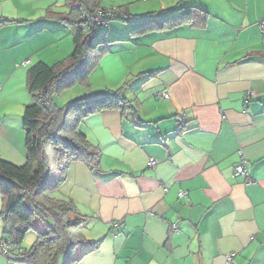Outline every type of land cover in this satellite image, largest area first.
Returning <instances> with one entry per match:
<instances>
[{
	"label": "crops",
	"instance_id": "1",
	"mask_svg": "<svg viewBox=\"0 0 264 264\" xmlns=\"http://www.w3.org/2000/svg\"><path fill=\"white\" fill-rule=\"evenodd\" d=\"M101 5L135 19L193 6L207 16L203 24L136 34L133 24L114 33L108 22L100 32L99 40L111 41L106 57L117 62L111 85L129 81L122 94L133 109L83 120L100 169L71 162L53 194L74 202L89 240H101L82 264H264V0ZM48 9L65 11L63 0H0V20H10L0 25V157L17 165L26 157L27 68L61 57V21L44 16ZM96 72L80 96L94 90ZM161 90L169 97L153 95ZM241 160L246 177L234 175Z\"/></svg>",
	"mask_w": 264,
	"mask_h": 264
},
{
	"label": "trees",
	"instance_id": "2",
	"mask_svg": "<svg viewBox=\"0 0 264 264\" xmlns=\"http://www.w3.org/2000/svg\"><path fill=\"white\" fill-rule=\"evenodd\" d=\"M101 1L65 0L66 12L51 9L45 12L47 18L61 21L70 29L72 51L53 65L38 61L27 68L26 88L31 101L22 111L25 161L17 165L0 157V240L18 247L15 259L7 257L10 260L24 264H78L80 249L86 248L87 253L100 245L101 240L85 238L86 218L74 202L58 199L53 194L65 181L71 162L80 160L91 171H99L101 153L88 141L80 126L86 117L102 110L133 109L132 102L122 94L129 81L114 90L91 91L63 107L55 105L53 96L74 83L89 88L90 73L109 52L111 41L100 39L95 45L91 43L98 26L90 34L84 31L85 19L99 9H106ZM116 10L114 20L136 24L130 28L131 34L203 24L207 16L194 6L175 15L171 10L170 16L161 20L135 19ZM8 22L1 19L0 25ZM32 229L37 233L36 239L29 248H22L26 232Z\"/></svg>",
	"mask_w": 264,
	"mask_h": 264
},
{
	"label": "rangeland",
	"instance_id": "3",
	"mask_svg": "<svg viewBox=\"0 0 264 264\" xmlns=\"http://www.w3.org/2000/svg\"><path fill=\"white\" fill-rule=\"evenodd\" d=\"M63 5H64V10L65 11H63V9H60L61 10L60 12H66L67 11L65 0H63ZM52 10L53 11L55 10V12H57V9H52ZM44 16H45V13H44ZM109 23H110L109 26L114 25V26H112V27H114V30H115L114 33H117L116 30H117V28L120 25H128V26H130L131 24H133L131 26L132 27L134 26V22L133 21L132 22L131 21L123 22V21L118 20V19L117 20H111V21H109ZM63 25H64V23L61 22V31H60L61 37L58 40V44H59L58 46H59V51L61 53V57L59 59H56L55 61L50 62L49 65H53L56 62L65 59L72 51V34H71V31H70L69 28H67V27L65 28V25L64 26ZM97 28H98L99 32L96 35H94L92 37V39H91V43L93 45H95L96 42L99 41L100 32L101 31L103 32L101 36L104 37V33L106 34V30L108 29L106 25L105 26L101 25V26H98ZM109 57H106V54H105L100 59V62L103 63L104 66H102L101 63H99L98 67H100V65H101V68L98 69V67H97V68L94 69V70L97 71L96 74H95V77L96 78L98 77V79L100 78L101 81L98 80V79H95V81H94V90L93 91L97 92V91H105L107 89L114 90V89L119 88V85H118V87H117V85H111V84H116L115 82L112 83L111 77H115V73L117 71V68H116V63L117 62L116 61L112 62ZM103 58L104 59H108V60H104ZM102 60H103V62H102ZM91 73H90V75H91ZM103 73L105 75V79H103V77H102ZM90 75H89V81L91 80L90 79ZM91 77H92V80H93V76H91ZM74 87H76V88H74ZM81 88L83 89V88H86V87H84L80 83H74V84L70 85L69 87L65 88L64 90H62L60 93L54 94L53 101H54L55 105L57 107H63L67 102H69V101H71V100H73L75 98L80 97L79 93H81V91H82V90H80ZM89 93L90 92L86 93V95L89 94ZM81 96H85V95H81ZM0 207H1V197H0ZM38 224H39L38 222L35 223L36 226H38ZM89 232H90V230L88 231L87 229H84V236L87 239H91V236H90ZM0 235H1V225H0ZM36 237H37V233H36L35 230L32 229V230L27 231L25 236H24V238H23V240H22V242H21V247L22 248H29L32 245V243L34 242V240L36 239ZM86 251H87V249L83 248V249H80L77 252V257H79V259H80L78 264H82L81 261H82V258L85 256ZM60 263H62V258L60 259ZM0 264H24V263L10 260V259H8L6 257V255H4L2 252H0Z\"/></svg>",
	"mask_w": 264,
	"mask_h": 264
},
{
	"label": "built area",
	"instance_id": "4",
	"mask_svg": "<svg viewBox=\"0 0 264 264\" xmlns=\"http://www.w3.org/2000/svg\"><path fill=\"white\" fill-rule=\"evenodd\" d=\"M116 14H117L116 8H106L105 10H102V9L97 10L93 16H90L86 19L84 18V16H82V19H85L86 21V25L84 29L85 33L90 34L94 26L106 25L110 20H114ZM259 25H260L262 33L264 34V19L260 20ZM27 63H28V60H24L22 62L23 65H26ZM153 95L156 96L157 98H168L169 97L168 92L165 90L154 92ZM253 95H254L253 91H248L245 101L246 102L250 101ZM178 121L181 123L182 118H179ZM147 165L149 167H154L156 165V161L153 159H149L147 162ZM234 175L243 176V177L248 176L245 160H241L235 165ZM185 195H186V192L184 191H180L178 193L179 197H184ZM172 229H175L174 225H172ZM17 249L18 247L16 245H12L5 240H0V252L6 255V257L15 259ZM226 259L227 261H231V255H228Z\"/></svg>",
	"mask_w": 264,
	"mask_h": 264
}]
</instances>
